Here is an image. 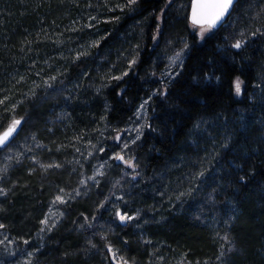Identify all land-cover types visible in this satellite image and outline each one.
<instances>
[{
    "label": "trees",
    "instance_id": "16d2710c",
    "mask_svg": "<svg viewBox=\"0 0 264 264\" xmlns=\"http://www.w3.org/2000/svg\"><path fill=\"white\" fill-rule=\"evenodd\" d=\"M190 4L0 0V264H264V0Z\"/></svg>",
    "mask_w": 264,
    "mask_h": 264
},
{
    "label": "rangeland",
    "instance_id": "374dc122",
    "mask_svg": "<svg viewBox=\"0 0 264 264\" xmlns=\"http://www.w3.org/2000/svg\"><path fill=\"white\" fill-rule=\"evenodd\" d=\"M190 24H191V28L195 32H197L199 34L201 39H203L207 35L212 34L215 30H217V29H214L213 27L210 28L207 25L199 26V25H194L191 22H190ZM245 33L246 32L241 33V34H245ZM183 42L181 44H183ZM187 50H188V44H185L183 47L177 48V49L173 50L171 54H169L168 62H167V65H168V67H167V75L172 76L174 74L175 70H177V69L180 70L181 69V67L183 65V62L185 60V56L187 54ZM164 55H162V56H164ZM237 83H239V85H240V92L239 93H237V91H236V84ZM234 86H235L236 93L237 94H242L244 82H243V80L240 77H237L235 79ZM147 119H148V100H144L141 103V105L139 106V109L137 111V115H136V117H135V119L133 121V124L129 128V134L131 136H133V137L140 136L141 132L144 129V126L146 125ZM16 128H17V126H16ZM11 155H12V153L9 154V157H11ZM100 171H102V168L101 169L99 168L97 170V172H100ZM122 215L126 216L124 214H122ZM54 218H55V215L51 214L48 217V219L46 220L44 228L48 229V228L52 227L53 226L52 224H54V223H52ZM112 254H113L114 260H116L118 264H131V263L127 262L126 260H124L122 257H118L116 259V257H114V253L113 252H112Z\"/></svg>",
    "mask_w": 264,
    "mask_h": 264
},
{
    "label": "snow or ice",
    "instance_id": "6c2138e0",
    "mask_svg": "<svg viewBox=\"0 0 264 264\" xmlns=\"http://www.w3.org/2000/svg\"><path fill=\"white\" fill-rule=\"evenodd\" d=\"M234 0H195L192 6V19L196 24H206L208 27H215L217 22L220 21L226 14H228L229 9L232 7ZM241 45L237 43L236 48ZM237 93L240 92L239 83L236 84ZM20 121H14L9 129L0 135V146H3L15 131L16 126L19 125ZM123 159V157H119ZM60 200V197H57ZM121 220L131 219V217L120 216ZM2 227V226H0Z\"/></svg>",
    "mask_w": 264,
    "mask_h": 264
},
{
    "label": "water",
    "instance_id": "95a60500",
    "mask_svg": "<svg viewBox=\"0 0 264 264\" xmlns=\"http://www.w3.org/2000/svg\"><path fill=\"white\" fill-rule=\"evenodd\" d=\"M238 1H239V0H234V3H233V5H232V7L229 9L228 14H226V15H225L220 21L217 22L216 26L213 27L214 29H219V28H221V27L226 23V21H227V20L229 19V17L231 16V14H232V12H233V10H234L236 4L238 3ZM194 2H195V0H191L190 9H189V16H188L189 21H190L192 24H194V25L204 26V25H206V24H196V23L193 22V19H192V6H193ZM8 129H9V128H8ZM8 129H6L4 132H6ZM4 132H3V133H4ZM3 133H2L1 135H3ZM13 134H14V132H13L12 135L9 137L8 141H7L3 146H0L1 148L6 147V146L11 142V140H12V138H13Z\"/></svg>",
    "mask_w": 264,
    "mask_h": 264
},
{
    "label": "bare ground",
    "instance_id": "6f19581e",
    "mask_svg": "<svg viewBox=\"0 0 264 264\" xmlns=\"http://www.w3.org/2000/svg\"><path fill=\"white\" fill-rule=\"evenodd\" d=\"M3 132H4V131H3ZM3 132H2V133H3ZM14 132H15V131H14ZM2 133H1V134H2ZM1 134H0V135H1Z\"/></svg>",
    "mask_w": 264,
    "mask_h": 264
}]
</instances>
